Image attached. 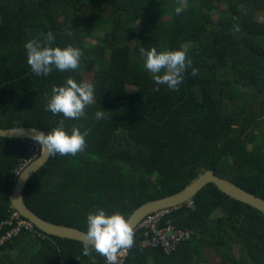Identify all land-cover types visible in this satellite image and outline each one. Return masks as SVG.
I'll list each match as a JSON object with an SVG mask.
<instances>
[{
	"label": "trees",
	"instance_id": "trees-1",
	"mask_svg": "<svg viewBox=\"0 0 264 264\" xmlns=\"http://www.w3.org/2000/svg\"><path fill=\"white\" fill-rule=\"evenodd\" d=\"M49 31L52 47L83 52L78 69L32 73L24 45ZM141 47L183 50L198 75L187 69L178 91L157 86ZM69 77L93 84L95 94L84 117L64 120L65 130L89 135L83 152L51 157L28 183L25 202L43 219L84 232L97 209L129 220L208 171L264 200V0H0V128L57 127L64 117L46 106ZM101 110L105 118L96 120ZM37 149L30 139L0 137V226L15 209V170ZM190 204L161 226L191 232L189 241L170 254L143 251L135 233L124 264H264L262 213L212 184ZM82 252L83 242L35 226L5 242L0 264H106Z\"/></svg>",
	"mask_w": 264,
	"mask_h": 264
},
{
	"label": "clouds",
	"instance_id": "clouds-1",
	"mask_svg": "<svg viewBox=\"0 0 264 264\" xmlns=\"http://www.w3.org/2000/svg\"><path fill=\"white\" fill-rule=\"evenodd\" d=\"M178 3L186 5L187 0H178ZM183 10L182 6H177L175 13L179 15ZM233 27L234 31L240 30L238 24ZM40 35L43 40L32 39L24 45L27 53V64L32 73L36 76L47 77L53 68L61 72L74 71L79 68L80 59L83 55L79 48L71 45L64 48L52 47L51 45L55 42L54 34L49 31L46 35L44 33ZM66 35L71 36L72 32L69 31ZM139 52L144 58V69L151 73V78L157 86L166 85L168 89L178 91L179 85L184 81V74L187 69L191 68V75H198L199 70L192 66V61L187 58L183 50L158 52L155 47L150 50L141 47ZM155 90L158 91L159 88L157 87ZM94 94L93 84L86 82L78 84L71 77L67 78L64 86H53L46 111H50L53 115H62L64 119L60 120L58 126L52 128L47 134L37 132L33 128L31 136V139L40 146V150H43L47 156H75L84 151L86 148L85 138L89 135V130L86 129L81 133L79 127L73 126L69 135L65 130L64 120H78L84 117L86 107L94 103ZM105 112L103 110L96 111L94 113L95 119L105 118ZM191 202L187 204L190 206ZM179 208L168 210L174 211ZM86 222L87 230L83 234L82 241V254L84 256H89L94 251L104 257L108 264H117L118 255L133 247L135 233H139V247L142 249L141 245L145 239V233L138 230L139 226L134 233L129 221L119 212L106 215L104 210L97 209L95 213L88 214Z\"/></svg>",
	"mask_w": 264,
	"mask_h": 264
},
{
	"label": "water",
	"instance_id": "water-1",
	"mask_svg": "<svg viewBox=\"0 0 264 264\" xmlns=\"http://www.w3.org/2000/svg\"><path fill=\"white\" fill-rule=\"evenodd\" d=\"M33 128L34 127L11 129L0 128V137L32 140L31 136ZM35 130L37 132H44L45 134H47V132L39 128H35ZM50 159L51 156H47L42 150L41 155L25 169V171L19 177V180L17 181V184L15 186L13 206L23 217L30 220L38 229L45 232L46 234L82 242L83 234L85 233L83 230L75 227H68L51 223L33 212L25 202V190L28 183L36 175L37 172H39L44 166L48 164ZM210 184L215 185L221 193L225 194L229 198L245 204L264 215L263 199L244 191L230 181L220 178L213 172L208 171L205 174L201 175L193 184H191L181 193L165 199L147 203L136 210L128 220L134 230V233L140 223L150 214L158 211L182 207L190 201L194 200V198L206 186Z\"/></svg>",
	"mask_w": 264,
	"mask_h": 264
},
{
	"label": "built area",
	"instance_id": "built-area-1",
	"mask_svg": "<svg viewBox=\"0 0 264 264\" xmlns=\"http://www.w3.org/2000/svg\"><path fill=\"white\" fill-rule=\"evenodd\" d=\"M40 150L37 149L30 160L25 161L21 166L15 170V179L18 180L25 169L39 157ZM172 211H160L148 216L139 225L138 230L145 233V239L142 242V249H159L163 248L166 253L175 251L176 247L182 243H185L191 239V232L178 231L173 226L161 228V223L164 218L171 214ZM8 225L12 228L6 233V235L0 236V248L5 242L14 239L16 236L29 230L35 232V225L30 220H25L23 216L14 209L13 214L9 221L0 226V232L3 230V226ZM42 235V234H40ZM130 250L127 252H121L118 255L117 264H124L129 257ZM106 264H108L106 260Z\"/></svg>",
	"mask_w": 264,
	"mask_h": 264
},
{
	"label": "rangeland",
	"instance_id": "rangeland-1",
	"mask_svg": "<svg viewBox=\"0 0 264 264\" xmlns=\"http://www.w3.org/2000/svg\"><path fill=\"white\" fill-rule=\"evenodd\" d=\"M166 11L168 12L169 10H166ZM96 31H97V29L95 30V32H96ZM98 32H99V31H98ZM99 34H102V33H99ZM93 41H94V40H93ZM128 90H129L130 92H133V91L135 90V87L129 85ZM206 255L209 256V257H213V255H212V254H209V252H207Z\"/></svg>",
	"mask_w": 264,
	"mask_h": 264
}]
</instances>
